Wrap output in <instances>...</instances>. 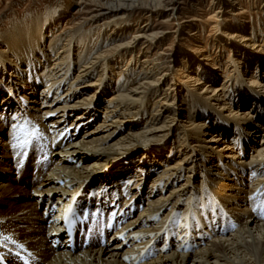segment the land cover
I'll use <instances>...</instances> for the list:
<instances>
[{"label":"bare ground","instance_id":"1","mask_svg":"<svg viewBox=\"0 0 264 264\" xmlns=\"http://www.w3.org/2000/svg\"><path fill=\"white\" fill-rule=\"evenodd\" d=\"M139 1L106 0L99 16L160 6ZM106 24L109 42L130 29ZM55 28L35 16L0 35V264H264V49L248 54L258 29L226 28V45L241 40L225 63L177 51L162 74L136 60L134 39L91 54L81 28ZM77 208L97 238L81 252L67 238L78 225L63 232Z\"/></svg>","mask_w":264,"mask_h":264},{"label":"rangeland","instance_id":"2","mask_svg":"<svg viewBox=\"0 0 264 264\" xmlns=\"http://www.w3.org/2000/svg\"><path fill=\"white\" fill-rule=\"evenodd\" d=\"M158 1L160 4L158 9L145 10L136 7L133 11H127L124 9L125 15L120 13H118V15H113L112 13L109 17H100L99 14L107 12V5L105 4L106 0H99L97 2H92L91 0H0V35L5 32H10L13 25H19L22 24V22L28 23L32 18H35V16H42L45 20L57 25V28H55L54 31L57 32L58 35L62 34L61 37H64V35H68L69 33L72 34L76 29L81 28V32L88 34L87 37L90 39L88 44L89 50L92 51H89L91 54L99 50L105 51L106 55L110 54L116 56L117 51L115 52V50H117L118 44L129 42L131 39L132 42L130 41V43L132 45L137 41V44L134 45V55L135 57L138 56L136 57V60L138 61L140 60V57H145L148 58V61L150 62L157 61L162 67L160 70L162 74H164V72H167V74L170 73L172 68L167 71V67L168 65L170 67L171 64H173L175 67L173 68L176 70V66L179 65L180 60L177 59L180 57H178L177 51H183L189 55H197L199 57L208 56L212 60L221 59L220 63H225L227 57L230 56L227 46H231L235 44L234 41L238 42L241 39L240 36L238 38H232L230 41L227 40L228 45H226V42L223 41V36L226 33V28L236 27L237 23L243 25L247 34H250L252 27L258 29L257 32L260 33V36L258 37L259 41L256 42V46L253 47V49L249 48L251 53L249 52L248 54H254L255 56L256 53H259V50L264 49V0H237L238 6L235 7L236 15H228V17L227 15H224L225 12H227L226 10H228L227 0H222L223 2L219 5V7L223 8L221 14H218V10H215V0ZM76 3L77 5H75ZM139 3L147 5L148 0H140ZM235 19L238 21H235ZM110 20H114V23L117 24L128 23L130 29H127L125 34L118 32V34L122 33L120 40H114L113 42L107 41V37L111 34V30L109 27L110 25L106 26V23ZM183 22H185L184 26H188V29L187 27H184V30L182 29L179 31V24H182ZM144 25H146V27L140 30ZM142 33H144L145 35L143 34V36L146 37H136L137 34L141 35ZM190 33H193L194 36H190ZM225 45L226 47H224ZM216 47H218L219 50H223L221 58L219 57L220 53L215 49ZM174 56L175 58H172ZM172 59H175V62H172ZM127 60V58H124L120 65L122 66L124 61ZM155 63L156 62H154V64ZM252 68H254V66L250 64L249 71H253L254 69ZM98 70L100 71L101 68ZM224 73L226 74V72ZM72 74L74 75L75 72L73 71ZM73 75H71L69 80L73 78ZM167 76H161L163 82L161 90H164L170 82L168 81ZM217 76L220 75L217 74ZM204 78L205 77H203V83L206 82V79ZM147 81L150 80H146V82ZM217 82V85L222 83L220 78ZM119 84H121L120 81L118 82V85ZM191 85H194V83ZM206 85V83L203 84L200 89H204ZM162 93V91H158L156 95H151V101L156 98L160 99L163 96L160 95ZM148 105L151 107V102H149ZM247 107L248 105L245 106V108ZM96 120L95 122H97ZM159 136V134H156L155 138ZM209 139L210 137L207 138V140ZM1 143L0 140V144ZM21 151L23 152L22 149ZM246 156H248V154H246ZM239 161L240 160L237 159L233 160L235 165ZM45 174H47V170L41 172V178L37 179L35 184L29 186V188L32 189L36 186L44 178ZM258 200L257 204L259 202H263L264 204L263 200ZM10 208L11 207L8 209ZM262 208L264 209V207ZM138 209L140 210L141 207L139 206ZM200 209L204 213H209L207 206L205 208L202 206ZM0 252L2 253L1 250ZM1 257L4 260L5 257L2 255ZM4 261H6L7 264H11L7 260Z\"/></svg>","mask_w":264,"mask_h":264},{"label":"snow or ice","instance_id":"3","mask_svg":"<svg viewBox=\"0 0 264 264\" xmlns=\"http://www.w3.org/2000/svg\"><path fill=\"white\" fill-rule=\"evenodd\" d=\"M5 239H7V238H5ZM0 246H2V245H0Z\"/></svg>","mask_w":264,"mask_h":264}]
</instances>
